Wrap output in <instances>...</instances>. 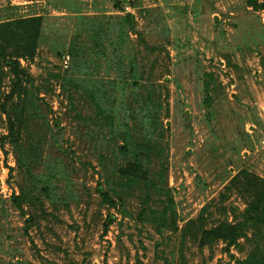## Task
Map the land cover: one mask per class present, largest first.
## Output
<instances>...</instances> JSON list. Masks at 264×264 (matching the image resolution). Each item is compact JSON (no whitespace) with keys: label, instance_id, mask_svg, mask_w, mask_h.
Masks as SVG:
<instances>
[{"label":"rangeland","instance_id":"obj_1","mask_svg":"<svg viewBox=\"0 0 264 264\" xmlns=\"http://www.w3.org/2000/svg\"><path fill=\"white\" fill-rule=\"evenodd\" d=\"M31 17L43 26L20 59L34 85L16 109L22 151L3 143L0 112V264H264V208L237 245L201 244L264 188V11L0 0V23ZM128 163L146 180L121 177Z\"/></svg>","mask_w":264,"mask_h":264},{"label":"trees","instance_id":"obj_2","mask_svg":"<svg viewBox=\"0 0 264 264\" xmlns=\"http://www.w3.org/2000/svg\"><path fill=\"white\" fill-rule=\"evenodd\" d=\"M127 0H122L126 2ZM247 7L255 12L264 11V2L261 0H246ZM121 1L115 6L120 7ZM43 22L41 17L19 18L0 23V112L7 114L10 134L3 136L2 141H9L15 151H22L25 147L21 137L14 133V122L19 118L17 108L25 111L31 98V89L34 87L31 76L21 67L20 59H32L38 48ZM10 79L11 90L9 94L2 93L6 79ZM32 100V98H31ZM30 100V101H31ZM20 149V150H19ZM123 178L146 180V174L139 163H128L118 171ZM105 203L115 206L111 194L107 190H100ZM22 195H13L12 202L15 207L25 214ZM264 208V188L256 196V200L249 207L246 219L235 224H221L211 229L204 230L201 235V244L210 245L218 240H225L229 247L237 245L238 241L256 223V216ZM114 217L109 215L105 224V232L113 223ZM27 228L35 222L33 218L27 219ZM28 230V229H27Z\"/></svg>","mask_w":264,"mask_h":264},{"label":"built area","instance_id":"obj_3","mask_svg":"<svg viewBox=\"0 0 264 264\" xmlns=\"http://www.w3.org/2000/svg\"><path fill=\"white\" fill-rule=\"evenodd\" d=\"M65 63L67 64V63H68V60H67V61H65Z\"/></svg>","mask_w":264,"mask_h":264}]
</instances>
